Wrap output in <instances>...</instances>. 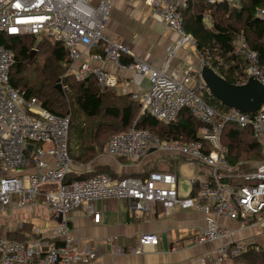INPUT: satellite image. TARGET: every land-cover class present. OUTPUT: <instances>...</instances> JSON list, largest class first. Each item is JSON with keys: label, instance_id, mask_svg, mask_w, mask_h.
I'll use <instances>...</instances> for the list:
<instances>
[{"label": "built area", "instance_id": "1", "mask_svg": "<svg viewBox=\"0 0 264 264\" xmlns=\"http://www.w3.org/2000/svg\"><path fill=\"white\" fill-rule=\"evenodd\" d=\"M115 1L0 0V132L4 133L0 135V264H74L83 254L93 259L97 250L83 249L66 218L75 211H83L98 224L101 214L96 204L104 200H125L130 210L142 214L153 210L165 213L196 210L208 217L215 215V219L208 221L207 228L188 237L189 243L196 247L234 235L231 229L219 223L217 218L220 217L226 216L227 221L240 227L239 230H247L255 224L251 219L259 217L263 221L259 225L264 227V161L233 169L227 162L223 146L226 127L233 122L238 127H251L254 137L264 146V112L260 114L264 104L258 117L235 110H218L203 98L206 85L199 81L202 79H197L196 71L191 69L192 72H185L182 76L173 71L171 59L174 53L165 63L169 66L168 71L165 67L149 65L125 44L108 39L104 30ZM124 1H141L153 8L156 19L180 34L178 48L195 43L193 37L185 34L181 15L192 0ZM242 1L207 0L211 5L227 4L230 7H239ZM256 17L264 21V7L258 9ZM5 36L47 37L62 43L72 60L71 72L78 81L94 77L103 88H119L120 94L129 95L142 113H150L162 123L171 124L183 110H188L201 125L199 141L186 144L162 141L147 130L133 127L113 135L108 150L135 166H144L162 155L172 156L174 162L181 159L195 162L196 166L191 168L196 176L192 179L189 195L180 194L179 177L170 171H152L145 177L121 180L99 173L75 182H64L66 175L74 172V163L68 152L70 120L49 112L45 107L39 109L38 98L29 97L25 91L13 87L10 73L16 56L1 43ZM88 47L92 49L88 56L79 51ZM97 49L102 53L93 52ZM237 50L244 56L247 69L253 71L251 78L264 86L258 53L249 47L243 36L238 38ZM125 58L130 63H124ZM102 62H112L131 75L123 80L98 67L97 64ZM145 80L151 82V87H143ZM133 87L139 90L132 91ZM206 147L208 153L204 152ZM33 152H36L35 156ZM48 186L55 188L43 190ZM227 193L228 199L225 198ZM39 198L51 218L47 225L49 241L23 244L1 232L8 224L11 210L19 212L35 206ZM2 217H6L4 222ZM17 222L20 230L31 224L25 220ZM41 233L38 229L33 232L36 236H42ZM256 238L263 239L264 231L251 235L246 244L233 238L222 243L215 251L205 253L201 264H227L251 248H264ZM139 241L138 254L160 243L159 236L150 233L142 234Z\"/></svg>", "mask_w": 264, "mask_h": 264}, {"label": "trees", "instance_id": "2", "mask_svg": "<svg viewBox=\"0 0 264 264\" xmlns=\"http://www.w3.org/2000/svg\"><path fill=\"white\" fill-rule=\"evenodd\" d=\"M263 7L264 0H243L239 7H230L227 4L211 5L207 0H192L189 7L182 11L184 32L194 38L196 50L202 61L209 67L211 66L232 85L242 86L249 81V76L245 71L247 69L246 61L237 53V41L240 36H243L249 47L258 53V66L264 74V21L256 17L258 9ZM1 43L11 49L16 56V63L11 70L10 77L13 87L25 91L29 97L37 98L43 95L46 97V101L42 103L43 107L57 115L70 117L69 154L74 163L78 165L88 163V154L95 151L94 148L86 146V120L99 118L102 115L111 121V123H106L101 117L103 122L100 121L97 124L100 130L103 127L102 131L104 130L105 134H111L106 148H108L110 138L113 135L129 131L133 127L147 130L162 141L190 143L200 140L198 130L201 125L188 110H183L175 122L165 124L158 121L150 113L141 115L140 106L132 101L129 95L116 94L117 92L113 89L101 87L94 77L78 81L71 72L72 60L69 53L60 42L47 37L5 36L1 39ZM33 48L38 51L40 60L44 61V81L41 79V82L34 81L30 85L32 79L26 80L23 74ZM93 52L102 53V50L97 49ZM123 61L130 63L128 58ZM198 77L201 79V75L198 74ZM62 79H65V92L67 94L66 97L61 95L59 97L75 107L74 110H69L65 114L62 113L61 107H55L57 100L54 99V96H57V91L54 89V93L51 92L49 86L46 85L49 83L48 81L57 83ZM39 85L40 87H38ZM109 96L112 98L110 99ZM203 98L218 110L232 111L217 101L207 88L203 91ZM64 105L67 107L66 102ZM223 142L225 150L228 151V161L233 164L240 162L241 158H245L242 156L247 153H253L250 161L261 160L260 144L249 127L242 129L236 125H228ZM119 160L122 159L119 158ZM125 162L128 163V161H124L122 164ZM98 167L87 173L72 172L70 175L73 174L76 178L70 179L68 182L97 175L99 174L97 172L91 174L97 168L111 169L108 165ZM157 168L158 165L151 161L143 166L140 173L125 175H130L128 177H145L152 171H156ZM124 178L127 177L119 175L118 179H113L121 180ZM32 227V224H26L22 232L10 231L9 237L6 236L23 244L37 241L41 236L33 234ZM233 261L238 262V264H264V248L261 247L259 250L251 248Z\"/></svg>", "mask_w": 264, "mask_h": 264}, {"label": "crops", "instance_id": "3", "mask_svg": "<svg viewBox=\"0 0 264 264\" xmlns=\"http://www.w3.org/2000/svg\"><path fill=\"white\" fill-rule=\"evenodd\" d=\"M152 16L154 17L152 9L144 2L137 1L129 4L124 0H116L111 20L104 35L112 41L125 44L137 57L144 59L151 66L162 68L166 63L167 52H171L175 48V41L179 36L170 32L166 26ZM185 51L181 50L183 52L181 55H184ZM186 52L188 53V51ZM177 60L171 62V67L174 72L180 75L183 73V65H186L187 62H177ZM97 65L118 75L123 80L131 75V73L117 68L112 62H102ZM149 86L148 81L145 80L143 87L148 88ZM138 90L137 87L132 88V91ZM117 91L121 93L120 89ZM106 157L85 166L81 165V168L77 169H83V172H92L98 166L108 165L116 171L129 170L128 173H140L143 167L130 165L129 162L121 164L113 157ZM160 158L166 159L164 160L165 164L161 165V171L173 169L176 173L180 162L178 163L177 160L174 162L172 156L162 155ZM96 208L101 214V221L98 224L94 223L90 214L83 211H75L66 218L70 222L73 235L83 249L85 251L97 250L95 259L93 258L85 264H197L198 257L205 250L203 247L191 245L188 241V237L192 233L202 231L207 226V216L201 212L165 213L153 210L142 214L130 210L125 200L98 201ZM27 212H29V216H27ZM59 217V221H61L62 217ZM24 219L31 222L32 233L37 229L42 232L39 240H50L47 225L51 218L42 200H39L35 206L19 211V215L10 216L7 225L11 227L15 225V227L10 228L9 231L22 232L17 221ZM229 224L234 229L235 224L230 222ZM146 233L157 234L160 243L156 247H147L143 253L138 254L140 237ZM174 247L177 248V251L173 249Z\"/></svg>", "mask_w": 264, "mask_h": 264}, {"label": "rangeland", "instance_id": "4", "mask_svg": "<svg viewBox=\"0 0 264 264\" xmlns=\"http://www.w3.org/2000/svg\"><path fill=\"white\" fill-rule=\"evenodd\" d=\"M145 5H147L146 3H144ZM148 6V5H147ZM149 7V6H148ZM151 8V7H149ZM153 17V16H152ZM155 20H157L155 17H153ZM166 28L172 32V33H175L174 31H172L171 29H169L167 26ZM176 34V33H175ZM180 39H181V36H180ZM179 37H178V40L175 41L176 45H175V48L170 52H167L168 55L166 57V61H168L170 58H171V54L174 52L175 55L172 57L171 59V62H175L176 59L177 62H187L186 65H183L184 69H182L183 73L180 74V76H182L185 72H192L191 69H193L194 71H196V76H197V79L198 78V74L201 75V70H202V67L204 65H207L206 63H204L202 61V58L200 56V54L197 52L195 46H194V50H192L191 48H186L185 50L188 51V53L185 51V50H182L183 47H180L178 48V45H179ZM188 44V43H187ZM128 47V46H127ZM129 48V47H128ZM130 49V48H129ZM33 50L37 51L35 48H33ZM131 50V49H130ZM182 51H185L187 53V55L189 54V57L186 55V53L184 52V55H181V52ZM237 53L240 54L237 50ZM36 57L34 59V62H26V69H25V72L23 74V76L26 77V80L28 79H32V82L30 85H32V83H34V81H38V82H41V79L44 81V76H43V67H44V61L40 60L41 58L38 56V51L36 52ZM241 55V54H240ZM242 56V55H241ZM186 57V58H185ZM244 58V56H242ZM175 60V61H174ZM248 63V62H247ZM209 66V65H207ZM211 67V66H210ZM14 71V70H13ZM216 71V70H215ZM246 73H247V76H249V79L251 78L250 74L253 73V71H250L249 68L248 69H245ZM217 72V71H216ZM14 73V72H13ZM218 73V72H217ZM245 73V72H244ZM177 74V73H176ZM219 74V73H218ZM221 76V75H220ZM10 77H11V73H10ZM202 79V78H201ZM65 79H62L60 80L59 82L57 83H53L51 81H48L49 83H46L47 86H49V90L51 92L54 93V89L55 91H57V96L55 95L54 96V99L57 100V103H56V106L57 108H60L63 109V114H65L66 112H68L69 110L72 111L74 110L75 107H73L74 105H72L70 102H67L66 100H64L63 98L59 97L60 95L62 97H66V92H65ZM148 81V80H147ZM201 82H203L205 84V82L202 80H199ZM44 83V82H43ZM51 84V85H50ZM148 84L150 85L149 87H151V82L148 81ZM31 87V86H29ZM40 87V85L38 86ZM51 88V89H50ZM207 88V87H206ZM205 88V89H206ZM204 89V90H205ZM208 89V88H207ZM117 90H119V88H116V90H114L115 92H117L116 94H120ZM22 91V90H20ZM203 93V92H202ZM40 95V94H39ZM112 96H115V95H112ZM112 96H109V98L111 99ZM39 100H40V105H39V109H45L42 105L43 101H46V97H44L43 95H40L37 97ZM64 102H66V106L64 105ZM261 109V108H260ZM258 110V112L256 114H252L253 116L255 117H258L260 114H262L264 112V109L262 110V112L259 114V112L261 110ZM40 111V110H38ZM51 113H53L52 111H49ZM230 112V111H228ZM141 115L143 114L141 111H140ZM55 114V113H53ZM259 114V115H258ZM57 115V114H55ZM258 115V116H257ZM59 117H64V118H68L70 120V117H65V116H60V115H57ZM104 119V122L106 123H111V121L109 120V118H106L104 117L103 115L100 116L99 118H89L86 120L87 122V129H86V133H85V140H86V146L89 148V147H92L95 149V151L91 154H88V158H87V161L88 163L90 162H95L97 161L98 159L100 158H104L106 156H110V157H113L117 162L121 163L126 161V159L122 158V157H117V156H114L112 154H110L108 148H106L107 146V142L109 140V137L111 136V134L107 135L104 133V130L102 131V128L101 130L98 128V123L101 121L103 122V119ZM115 122V121H114ZM237 123H234L232 125H235ZM69 129H68V132H69V136L71 134L70 132V123H69ZM239 128H242L239 126ZM251 128V127H249ZM244 129V128H242ZM252 129V128H251ZM252 132H253V129H252ZM225 133V132H224ZM253 135H254V132H253ZM68 136V137H69ZM257 140V138H255ZM258 141V140H257ZM71 143V142H70ZM184 143V142H183ZM259 143V142H258ZM49 144V143H48ZM186 144V143H185ZM69 143H68V152H69ZM224 146V144H223ZM204 152L208 153L209 151H207V147H206V150H204ZM35 153L36 152H33V155L35 156ZM31 153L28 152V155H30ZM226 154L228 155V151L226 150ZM260 154H261V160H258V161H250V158L253 156V153H247V154H244L242 157H245V158H241L240 159V162L236 163V164H233L231 163L230 161L227 160V162H229V164H231L232 168L233 169H240L241 167H243L244 165L246 164H250V163H257V162H263L264 161V146L260 144ZM226 155V156H227ZM108 158V157H106ZM119 158H121L122 160H119ZM155 164L158 165V168L156 171H161V165L162 164H165L164 158H158V157H155L152 159ZM173 161H175L173 159ZM178 163H179V167L177 168L176 170V175L177 177H179V189H180V194L183 195V196H187L189 195V193L191 192V182H192V179L196 176V173L195 171L192 170V165H195L196 166V163L194 162V164L192 162H183V159L181 160H177ZM74 163V161H73ZM86 163V164H88ZM53 164V163H51ZM84 164V166L86 165ZM124 164H127L126 162ZM56 167V164L54 165ZM81 168V165H78L76 163L73 164V168H74V172H77V171H80V173H87V172H83V169H77V168ZM198 167V166H197ZM99 168V167H98ZM96 169L95 172L91 173V174H95L96 172L97 173H105V174H108L110 175L112 178H116L118 179L119 175H122V177H128L130 175H125V174H133V173H128L130 172L129 170L127 171H116L115 169H110V168H100V169ZM210 170H212L211 167H208ZM145 170V169H144ZM124 172V173H123ZM170 172H174V170L170 169ZM71 174V173H70ZM66 175L65 177V180L64 182L67 180H70V179H74L76 178L75 175ZM50 188V189H49ZM55 187H52V186H48L46 187L45 191H49V190H53ZM225 198L228 199L229 198V193L225 194ZM39 200H41L39 198ZM38 200V201H39ZM222 200V198H220V201ZM235 202V201H233ZM15 205V204H13ZM29 207H27L26 209H28ZM25 210V209H24ZM23 211V210H22ZM193 211H196V210H193ZM30 212V211H29ZM29 212H27V216H29ZM21 213V212H20ZM25 213V211H24ZM10 216H14V215H19V212H15L13 210H11L9 212ZM22 216V215H21ZM24 218L25 215H23ZM226 217V216H225ZM225 217H220V218H217V220L219 221V223L221 225H224L226 227H228L229 229L232 230V233H234V235L232 237H229L228 239H225V240H220V241H217L215 243H212L210 244L209 246L206 245V246H202L205 250L203 251V253L198 257V260H197V264H201V259L203 257V255L205 253H208V252H213L216 250V247L221 245L222 243H226L227 241L231 240L232 238L233 239H236L237 241H241L242 240V244H246V241L249 239V237L251 235H255V233H262L264 230L262 228V226H260L259 224H262L263 221H262V218H259V217H253L251 220L253 221V226H250V227H247L248 229L247 230H239L240 227H238L236 224L234 225V229L230 226L229 222L227 221V219ZM207 220H212V219H215V215H213L212 217H206ZM6 219V217H2V222H4ZM25 220V219H24ZM26 221V220H25ZM208 221H207V226H208ZM11 223V221H10ZM207 226L205 228H207ZM13 227H15V225H13ZM9 225H6L5 228H3V230H1L2 233H4L5 235H9L10 231L9 229L10 228H13ZM28 228V227H27ZM29 230V229H28ZM242 234H245V235H242ZM239 235V236H238ZM257 235V234H256ZM9 237V236H8ZM258 237H261L258 235ZM160 240V239H159ZM244 240V241H243ZM255 240L259 241L260 243H262L264 245V238L263 239H259V238H256ZM140 243V241H139ZM174 249V248H173ZM94 249H89V251H93ZM145 249H143L142 253L144 252ZM97 256V255H96ZM95 256V257H96ZM94 257V259H95ZM89 260H92L90 257H88L87 255L83 254L82 255V258L79 257L76 261H74L73 263L74 264H85L87 261ZM235 261H229L227 264H234ZM235 264H238V262H236Z\"/></svg>", "mask_w": 264, "mask_h": 264}, {"label": "water", "instance_id": "5", "mask_svg": "<svg viewBox=\"0 0 264 264\" xmlns=\"http://www.w3.org/2000/svg\"><path fill=\"white\" fill-rule=\"evenodd\" d=\"M36 52L30 53L29 62H34ZM201 78L214 98L232 110L252 115L264 104V86L253 77L245 85H232L213 68L204 65Z\"/></svg>", "mask_w": 264, "mask_h": 264}, {"label": "bare ground", "instance_id": "6", "mask_svg": "<svg viewBox=\"0 0 264 264\" xmlns=\"http://www.w3.org/2000/svg\"><path fill=\"white\" fill-rule=\"evenodd\" d=\"M116 2V1H115ZM134 2H132V3H129V4H133ZM113 9H114V5H113ZM113 9H112V12H111V16H110V19H109V22H110V20H111V17H112V13H113ZM152 9V11L154 12V10H153V8H151ZM181 14H182V12H181ZM153 15H154V13H153ZM155 17V16H154ZM109 22H108V24H109ZM159 22H161V21H159ZM162 23V22H161ZM108 24H107V26H108ZM164 26H166L164 23H162ZM168 27V26H167ZM106 29H107V27H106ZM105 29V30H106ZM170 29V28H169ZM105 30H104V32H105ZM173 31V30H172ZM175 32V31H174ZM176 34H178V36H179V39H180V34L178 33V32H175ZM181 40V39H180ZM179 40V41H180ZM195 43H192V42H190L187 46H183V49H186V48H194V45ZM196 48V47H195ZM182 49V50H183ZM91 48L90 47H88V48H80V52L81 53H83V55H85V56H88L89 54H90V52H91ZM174 53V52H173ZM172 53V54H173ZM172 54H171V56H172ZM174 55H175V53H174ZM149 64V63H148ZM15 65V64H14ZM150 65V64H149ZM164 67L168 70L169 69V66L167 65V64H165L164 65ZM13 68V67H12ZM12 68H11V70H12ZM4 133L3 132H0V135H3Z\"/></svg>", "mask_w": 264, "mask_h": 264}]
</instances>
